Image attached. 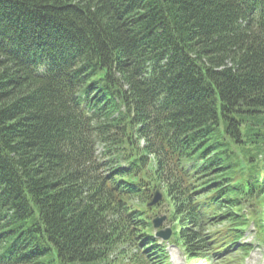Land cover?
I'll return each mask as SVG.
<instances>
[{"label": "trees", "instance_id": "16d2710c", "mask_svg": "<svg viewBox=\"0 0 264 264\" xmlns=\"http://www.w3.org/2000/svg\"><path fill=\"white\" fill-rule=\"evenodd\" d=\"M170 245L264 247V0H0V264Z\"/></svg>", "mask_w": 264, "mask_h": 264}, {"label": "rangeland", "instance_id": "374dc122", "mask_svg": "<svg viewBox=\"0 0 264 264\" xmlns=\"http://www.w3.org/2000/svg\"><path fill=\"white\" fill-rule=\"evenodd\" d=\"M163 213V212H162ZM166 225H169L167 222ZM253 236L251 235L247 241H251ZM171 255L173 259V264H187L185 256L182 252H180V249L173 246L171 247ZM254 252L251 254V256L247 259L246 264H264V250L262 248H257L253 250ZM245 261V259H243ZM242 260L243 264L244 261Z\"/></svg>", "mask_w": 264, "mask_h": 264}, {"label": "water", "instance_id": "95a60500", "mask_svg": "<svg viewBox=\"0 0 264 264\" xmlns=\"http://www.w3.org/2000/svg\"><path fill=\"white\" fill-rule=\"evenodd\" d=\"M163 198L162 192L158 189L156 190L154 194V198L152 201L149 203V206H154L155 204L159 203ZM168 216L167 215H161L157 216L154 218L153 223L155 228H160L162 225L165 223L167 220ZM172 235V228L171 227H166L164 229H160L157 232V236L162 237L163 239L167 240L171 237Z\"/></svg>", "mask_w": 264, "mask_h": 264}]
</instances>
